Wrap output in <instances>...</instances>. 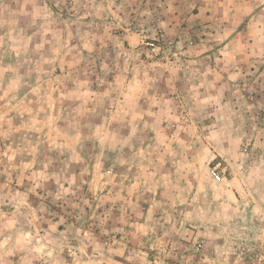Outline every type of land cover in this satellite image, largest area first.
<instances>
[{"label":"rangeland","instance_id":"1","mask_svg":"<svg viewBox=\"0 0 264 264\" xmlns=\"http://www.w3.org/2000/svg\"><path fill=\"white\" fill-rule=\"evenodd\" d=\"M0 264H264V0H0Z\"/></svg>","mask_w":264,"mask_h":264},{"label":"built area","instance_id":"2","mask_svg":"<svg viewBox=\"0 0 264 264\" xmlns=\"http://www.w3.org/2000/svg\"><path fill=\"white\" fill-rule=\"evenodd\" d=\"M210 172L213 178L221 180L222 177L225 175L226 168L224 167L221 161H217L213 164V167L211 168ZM197 247L201 248L202 244L198 243Z\"/></svg>","mask_w":264,"mask_h":264}]
</instances>
